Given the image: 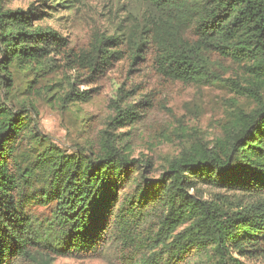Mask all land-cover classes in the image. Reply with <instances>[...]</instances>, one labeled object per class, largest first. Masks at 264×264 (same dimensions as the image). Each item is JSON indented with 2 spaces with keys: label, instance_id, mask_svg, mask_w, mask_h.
Masks as SVG:
<instances>
[{
  "label": "trees",
  "instance_id": "trees-1",
  "mask_svg": "<svg viewBox=\"0 0 264 264\" xmlns=\"http://www.w3.org/2000/svg\"><path fill=\"white\" fill-rule=\"evenodd\" d=\"M12 1L0 0V79L8 92L13 67L37 73L52 68L54 56L70 61L67 39L45 22L81 0H37L26 10ZM137 1L146 9L142 22L124 19L110 35L92 33L69 68L94 82L119 61L135 67L149 56L157 76L218 85L251 99L253 108L226 112L210 145L184 144L155 177L152 159L132 157L128 133L120 132L139 122L146 106L143 98L130 102L137 96L124 88L104 128L71 154L41 134L29 104L0 100V264L264 258V0ZM215 57L235 66L233 76L223 77ZM69 89L59 98L63 105L90 100L87 91ZM200 188L241 200L204 199ZM50 204L49 218L27 212Z\"/></svg>",
  "mask_w": 264,
  "mask_h": 264
},
{
  "label": "rangeland",
  "instance_id": "rangeland-1",
  "mask_svg": "<svg viewBox=\"0 0 264 264\" xmlns=\"http://www.w3.org/2000/svg\"><path fill=\"white\" fill-rule=\"evenodd\" d=\"M35 2L37 0H13L11 6L26 10ZM145 13V6L137 0H81L70 13H58L53 19H47L45 24L57 27L67 39L70 61L54 56V66L37 73L13 67L11 92L6 90V81L0 79L1 102L10 106L29 104L33 108H29V115L39 123L41 134L64 153L71 154L87 140H94L97 132L104 128L113 115L111 101L116 97L117 89L124 88L137 96L130 102L143 98L146 106L140 121L120 132L128 133L132 157L152 159L157 170L155 177L166 160L175 157L184 144L201 141L210 145L219 133L218 126L226 112L236 106L244 111L251 110V99L237 97L218 85L200 87L165 80L155 74L149 56L146 57L148 62L135 67L127 60L119 61L94 82H85L76 69L69 68L72 54L86 47L92 33L110 35L121 20L142 22L141 16ZM214 59L223 65L224 78L233 76L235 66L230 61ZM70 84L78 92L87 91L90 100L63 105L59 98L70 91ZM200 190L204 192V199H213L217 195L222 201L232 203L240 198L238 193L211 188ZM51 210V204L27 208V212L38 220L51 217ZM195 260L193 264L198 263L197 258ZM238 260L241 264H264L262 257ZM52 264L109 263L103 259L60 258Z\"/></svg>",
  "mask_w": 264,
  "mask_h": 264
}]
</instances>
